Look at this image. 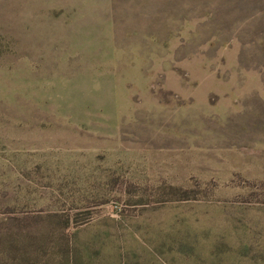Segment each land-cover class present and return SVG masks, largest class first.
<instances>
[{
    "label": "rangeland",
    "instance_id": "obj_1",
    "mask_svg": "<svg viewBox=\"0 0 264 264\" xmlns=\"http://www.w3.org/2000/svg\"><path fill=\"white\" fill-rule=\"evenodd\" d=\"M0 264H264V0H0Z\"/></svg>",
    "mask_w": 264,
    "mask_h": 264
}]
</instances>
